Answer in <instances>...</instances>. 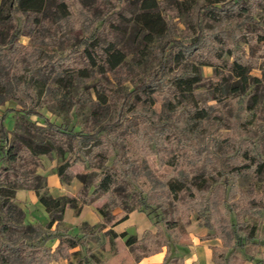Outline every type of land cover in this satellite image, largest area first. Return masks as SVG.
Wrapping results in <instances>:
<instances>
[{"label": "trees", "instance_id": "trees-1", "mask_svg": "<svg viewBox=\"0 0 264 264\" xmlns=\"http://www.w3.org/2000/svg\"><path fill=\"white\" fill-rule=\"evenodd\" d=\"M99 1L102 0L0 2V64L9 62L13 64L12 68L19 70L21 77L16 90L18 95L27 100L31 98L34 62H30L33 54L27 53L26 49H32L36 42L32 41L24 46L19 39L22 35H30L31 31L36 34L42 32L46 41L59 37L68 25L73 28L77 26L79 39L68 49V54L52 61H42L46 65L51 64L54 69L49 71L55 70V76L74 73L88 79L91 71L105 76L124 62L125 54L111 35L118 31L119 23L138 27L143 32V46H147L155 37L164 35L168 29V0H104L108 1L109 6L102 17L93 20L89 27L83 29L90 17L88 2ZM246 1L204 0L197 10L195 31L190 41L175 38L164 42L158 66L145 80L137 83L131 91L125 92L117 106L116 119L92 133L75 132L55 124L32 107L5 108L0 111V178H4L5 183L0 186V264H49L53 260L71 256L79 257L76 264H99L97 255L87 247V242H99L98 233L103 228L123 221L131 211L149 210L146 213L149 217L152 212H166L167 209H170V213L159 220L163 229L158 221H153L157 227V232L153 235L145 232L138 240L126 232L116 234L110 229L105 232L101 249L109 250L113 245L115 252L114 257L106 264H125L129 262L131 255L135 261H139L162 251L161 248L167 246L169 238H187L186 227L190 224L189 216L192 213H196L200 226L213 230L206 238L217 237L222 242L221 249L213 248L215 264H242L246 260L252 262L248 257L239 258L238 252L246 241L254 239L256 226L233 215L226 204L230 192H238L235 185L228 182L229 179L244 176L258 180L264 177V156L254 146L252 139L230 143L233 154L229 158L227 171L214 169L211 153L204 151L208 148L196 149L186 141L181 132H174L170 126L163 127L157 119L155 122L148 116L141 124L123 130L117 140H122L123 143L129 141L133 149L143 156L141 163L135 165L125 147L116 150L112 141L107 139L108 134L117 131L123 124L128 111L137 106L151 109L161 86L166 87L170 100L189 101L184 112V119L189 124L194 120L206 121L211 105L200 107L194 98L195 89L203 81L200 68L205 65L213 67L210 79L214 81L206 101L220 103L235 95L233 99L238 103L237 109L244 113H247V103L250 106L258 104L264 91V75L262 78L252 76L250 70L259 61H264V23L253 15L259 6L245 7ZM194 3L195 0H172L173 5L182 6L186 12L192 9ZM232 13L240 18V22L232 30L211 32V28L204 22L205 17L217 21L219 17ZM100 28H103L106 36L103 39L99 36ZM240 41L252 46L253 51L246 55L244 48L238 46ZM175 49L173 61L188 62V69L184 74H176L163 83L170 51ZM198 52L199 59L195 57ZM58 82H61V78ZM4 89V81L0 78V106L6 99L3 97ZM96 94V104L105 103L106 99L97 90ZM15 112L26 119L39 118V127L44 131L74 141L79 148L63 150L53 140L40 138L28 130L20 134L11 133L6 120L8 114ZM213 142L214 145L218 143L216 140ZM52 151L59 153L62 158L55 171L58 179L63 183H68L73 178L80 182L74 196L53 197L45 190L39 192L42 189L37 182L40 177L34 175V170L39 157ZM65 151L68 153L67 157L64 156ZM80 163L87 164L86 169L74 175L71 166ZM139 177L145 180L149 191L145 195L142 190L138 191L141 208H136L130 204L129 195L125 191L137 188L139 185L135 187L134 183ZM220 180L223 182H219ZM33 182L35 185L31 189L35 191L48 216L44 227L26 222L25 211L15 202L16 191ZM18 186L22 188L17 189ZM209 192V195L214 192L220 194L224 211L213 203H208L209 199L205 196ZM106 194H109L108 200L98 208L103 217L102 224L91 227L81 223L80 236L71 235L68 233L69 228L62 227L66 208L78 213L82 206L91 205ZM243 198L245 200L241 201L240 211L243 215L251 216L260 207L264 208L263 190H252L251 194L238 197L239 200ZM185 199L187 200L184 201ZM116 208L121 211L112 214ZM53 224L56 225L54 229ZM244 229H248L246 235L242 233ZM54 240H58V244L51 248L49 244ZM75 247L79 250L69 252Z\"/></svg>", "mask_w": 264, "mask_h": 264}, {"label": "rangeland", "instance_id": "rangeland-1", "mask_svg": "<svg viewBox=\"0 0 264 264\" xmlns=\"http://www.w3.org/2000/svg\"><path fill=\"white\" fill-rule=\"evenodd\" d=\"M1 1L2 0H0V2ZM203 1L204 0H195L192 9L186 12L182 6L176 7L172 4V0H168L166 3L168 8L167 17L168 20H170L168 29L164 35L155 37L147 46H143L141 42L143 32H140L138 27H135L133 24L119 23L120 27L118 31L111 35L116 40L119 48L123 50L125 59L118 69L111 73H107L105 76L99 74L97 71H91L88 79L79 77L74 73L71 75L64 73V75L61 74L62 76L58 77L55 76V70L51 71L52 73L49 71L54 69L50 66L51 64L46 65L42 61L44 59L45 61H52L58 57L66 56L68 54V49L79 39L77 26L73 28V26L68 25L66 30L54 40L46 39V41H44L42 32L36 34L31 31L30 35L25 34L20 36V42L24 46L31 44L32 41H34V43L36 42L32 48L34 51L30 48L26 49L27 53L33 54L30 58V62H34L32 65L34 82L30 86L31 98L27 100L24 96H20L16 93L19 84L18 81L21 77L19 70L17 71L16 68H12V63H1L0 78L4 81L5 95L3 97H6V99L3 105L0 106V111L5 110V108L19 109L32 107L55 124L61 125L62 127L65 126L67 129L75 132L83 131L88 134L102 125L112 123L116 119L117 106L122 101L125 92L131 91L137 83L145 80L150 72L158 66L161 57V47L164 42L175 38L187 42L193 37L197 22L196 13ZM253 5L259 6L258 11L256 10L253 13L254 17L260 20L262 19L261 21L264 23V0H247L245 7H251ZM108 6V1L104 0L99 2H88L87 8H90V17L87 19V23L83 26V29L89 27V24L93 20L101 18V15ZM204 19V22L211 28V32L232 30V28L240 22V18L236 13L221 16L217 21H213L207 17ZM103 28H100L99 31L100 38L103 36L104 38L106 37ZM105 33L107 34L106 31ZM238 46L244 48L246 55L253 51L252 46L245 45L241 41ZM176 50L177 49L170 51L167 62L168 65L163 76V83L176 74H184L188 69V62L173 61L172 56ZM198 56L199 52L195 53V57L199 59ZM212 73L213 67L209 65L200 68V76H202L203 81L194 92V98L200 107H206L205 104L211 105L209 108V117L206 121L194 120L190 123L192 125H190L189 122L184 119V112L187 110L186 108L188 107L189 101L186 99H179L177 101L170 100V95L166 87L161 86L157 90L155 104L152 108L147 109L137 106L134 110L128 111L123 120V124L117 128V131L107 135L108 141H112L116 150L121 149L122 146L125 147L127 154L131 157L135 165L136 163H141L143 161V156L139 154L137 150L133 149L129 141L123 143L122 140H117L121 137L119 135L123 130L131 126L135 127L136 124H141L145 117L148 116L155 122L159 121L160 125L163 127L170 126L174 132H181L186 141L192 146L194 145L196 149H200V147L208 148L204 151H206V153H211L210 157L212 162H214V169L222 171H227L229 169V158L233 154V148L230 146V143L232 142V144H235L238 140L252 139L254 146L258 147L260 154L264 156V91L258 104L250 106V103H247L246 106L249 108H247V113L237 109L238 103L233 99L235 95L230 96L220 103L216 101H206V97L210 94L214 86V81L210 79ZM250 75L262 78L264 75V61H259L257 65L250 70ZM59 78H61V82H58ZM96 90L97 93L101 94L106 99L105 103L96 104ZM235 114H238V116ZM40 124L41 120L39 118L31 117L26 119L17 112L8 114L6 120V126L11 133L20 134L28 130L33 135H37L40 138L53 140L56 146L63 150L79 148V145L74 141L60 138L52 135L50 132L44 131V129L39 127ZM214 140L218 142L216 145H214ZM64 156H68L67 151H65ZM61 162L62 158L56 151L39 157V161L34 170V175L40 177V179L37 180L42 186L39 192L43 190L47 191L46 184L47 182L49 184L52 183L51 175H55L56 166ZM86 165H82L81 163L73 164L71 166V172L74 175H78L86 169ZM53 180L54 190L57 191L58 182H56V176L53 177ZM58 181L60 180L58 179ZM144 181L145 180L141 177L137 178L134 184L135 187L137 185L139 186L133 190L125 191L126 194L129 195L130 204L136 208H141L137 196L139 194L138 191L142 190L144 193L143 195H145V192L149 191V186H147ZM219 182L223 181L220 180ZM228 182L235 185L234 187L238 192L235 193V190H232L227 198L226 204L229 205L233 215H237L239 219L248 222L250 225L254 224L256 226L254 239L245 242L243 248L238 252V257H248L252 259L254 264H264V208L260 207L259 211L251 216L243 215L240 213L242 207L241 201H244L245 198L241 200L238 199V197L242 198V195L251 194L252 190L257 192L261 190L264 191V177L254 180L251 177L242 176L236 179H229ZM3 184H5L4 178H0V186ZM60 184L61 186L67 184L70 185V187L73 185L80 186V182L75 178L71 179L68 183L60 181ZM34 185V182L26 184L23 186V189H29L35 193V191L31 189ZM19 188L22 187L18 186L17 189ZM209 194L210 192L205 196L206 199H209L208 203H213V205L224 211L220 194L217 192H214L212 195ZM108 197L109 194H106L97 201L106 203ZM186 200L187 199L184 201ZM15 202L17 203L16 197ZM22 211H25L26 222H28L27 214L34 217L37 215V210L35 208H27ZM144 211L143 213L145 215L149 212V210ZM169 213L170 209H167L166 212L158 210L149 214L147 218L150 222L158 221V224L163 229V225L159 220L160 218H165ZM191 218L197 219L196 213H192L189 216V220ZM210 232H213V230H210ZM247 232L248 229H244V232L242 231L243 235H246ZM94 245H97L96 248H94ZM87 247L92 252L95 251L96 253L93 252L95 255L98 254L96 251L98 242H87ZM81 253L83 254V250H81Z\"/></svg>", "mask_w": 264, "mask_h": 264}, {"label": "crops", "instance_id": "crops-1", "mask_svg": "<svg viewBox=\"0 0 264 264\" xmlns=\"http://www.w3.org/2000/svg\"><path fill=\"white\" fill-rule=\"evenodd\" d=\"M55 176L57 178L56 182H58L57 191L54 190L53 186V177ZM51 180L52 183L49 184L46 179V188L49 195L53 197L74 196L79 189L78 185L70 187V185L65 184L61 186L56 173L55 175H51ZM15 197L17 198L18 206L22 210H26L27 208H35L37 210V215L35 217L27 214V221L31 224H38L44 227L48 221L47 214L35 193L32 190L22 188L16 192ZM103 204L104 202L96 200L91 205L82 206L78 213H75L71 208H66L61 222L62 227L65 229L69 228V234L80 236L81 223H86L91 227L102 224L103 217L99 213L98 208ZM120 211L119 208H116L113 210L112 214H117ZM190 220V224L186 227L187 238H169L167 246L161 248L162 251L154 253L151 256L143 257L139 259V261H135L131 255L130 258H128L129 262L125 264H215L213 262V248L220 249L222 247L221 240L217 237L206 238L205 236L211 232L205 227L200 226L196 218H191ZM55 226L56 225L53 224L52 229H54ZM109 229L116 234L126 232L127 235H133L137 237L138 240L145 232L152 235L157 232V227L153 222H150L143 212H129L123 221L117 222L109 227L106 226L98 233L100 241L98 242V247L96 249L98 254L96 255L100 261L99 264H106V262L115 255L113 245L110 246L109 250L101 249V244L104 239L103 234L109 231ZM57 244L58 240H54L49 245L51 248H54ZM96 246L97 245H94V248H96ZM78 250V247H75L69 252H76ZM125 250L128 251V248L125 247ZM78 258L79 257L71 256L67 259L53 260L49 264H76ZM242 264L254 263L246 260L243 261Z\"/></svg>", "mask_w": 264, "mask_h": 264}]
</instances>
